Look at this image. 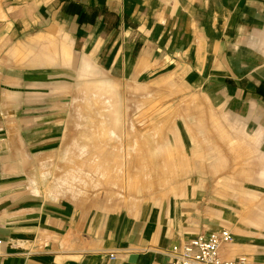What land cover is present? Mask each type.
<instances>
[{"label": "crops", "instance_id": "0c3cea01", "mask_svg": "<svg viewBox=\"0 0 264 264\" xmlns=\"http://www.w3.org/2000/svg\"><path fill=\"white\" fill-rule=\"evenodd\" d=\"M87 65L176 102L144 148L180 187L115 210L65 193ZM221 229L224 259L264 264V0H0V264H171Z\"/></svg>", "mask_w": 264, "mask_h": 264}, {"label": "rangeland", "instance_id": "374dc122", "mask_svg": "<svg viewBox=\"0 0 264 264\" xmlns=\"http://www.w3.org/2000/svg\"><path fill=\"white\" fill-rule=\"evenodd\" d=\"M81 80L84 83L60 153L66 162L59 165L64 169L59 175L65 182V193L92 206L107 201L115 210L132 206L143 194L180 187L182 182L172 181L162 172L163 168L168 171L167 166L153 164L158 149L144 148L158 140L160 129L153 124L163 129L174 123L173 115L167 121L162 118L160 126L158 121L160 112L169 113L176 102L154 101L144 88L106 78L104 72L88 65L81 71ZM165 156L173 158L169 150ZM90 157H97V164H83ZM102 158L108 164L102 166Z\"/></svg>", "mask_w": 264, "mask_h": 264}, {"label": "built area", "instance_id": "2783aa9c", "mask_svg": "<svg viewBox=\"0 0 264 264\" xmlns=\"http://www.w3.org/2000/svg\"><path fill=\"white\" fill-rule=\"evenodd\" d=\"M233 243V236L227 229L211 235L209 240L197 238L180 248L175 247L171 264H246L244 257L227 260L222 257L221 249Z\"/></svg>", "mask_w": 264, "mask_h": 264}, {"label": "bare ground", "instance_id": "6f19581e", "mask_svg": "<svg viewBox=\"0 0 264 264\" xmlns=\"http://www.w3.org/2000/svg\"><path fill=\"white\" fill-rule=\"evenodd\" d=\"M94 153H95V152H94ZM95 154H98V153H95ZM91 158H95V159H91ZM88 159H89V160H85V161L83 162V164H90V165L97 164V163H96V159H97V157H90V158H88ZM102 159H103L102 166L108 164L106 158H102ZM80 160H82V158H80ZM82 161H83V160H82ZM103 164H104V165H103ZM99 172H100V170H99ZM104 175H105V173H104ZM105 176H106V175H105ZM105 176H104V177H105ZM105 178H107V177H105ZM88 191H90V190H88Z\"/></svg>", "mask_w": 264, "mask_h": 264}]
</instances>
